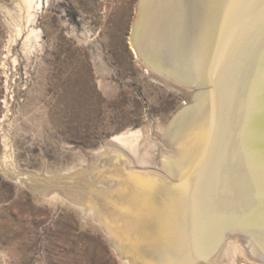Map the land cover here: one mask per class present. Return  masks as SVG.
<instances>
[{
  "label": "bare ground",
  "instance_id": "1",
  "mask_svg": "<svg viewBox=\"0 0 264 264\" xmlns=\"http://www.w3.org/2000/svg\"><path fill=\"white\" fill-rule=\"evenodd\" d=\"M41 5L19 2L28 56ZM130 41L144 65L199 91L158 147L129 130L101 153L82 148L79 163L36 180L38 195L51 190L122 264H264V0H139ZM76 248L58 264L93 260L94 247Z\"/></svg>",
  "mask_w": 264,
  "mask_h": 264
},
{
  "label": "rangeland",
  "instance_id": "2",
  "mask_svg": "<svg viewBox=\"0 0 264 264\" xmlns=\"http://www.w3.org/2000/svg\"><path fill=\"white\" fill-rule=\"evenodd\" d=\"M41 1L30 24L41 38L28 56L20 0H0V264H58L71 244L80 256L94 247L82 264H122L105 236L96 234L92 246L94 232L75 210L51 200L49 189L38 195L36 184L129 130H141L149 148L163 143L199 89L134 55L139 0ZM18 172L41 181L27 185Z\"/></svg>",
  "mask_w": 264,
  "mask_h": 264
},
{
  "label": "water",
  "instance_id": "3",
  "mask_svg": "<svg viewBox=\"0 0 264 264\" xmlns=\"http://www.w3.org/2000/svg\"><path fill=\"white\" fill-rule=\"evenodd\" d=\"M234 231H240L239 229H234Z\"/></svg>",
  "mask_w": 264,
  "mask_h": 264
}]
</instances>
